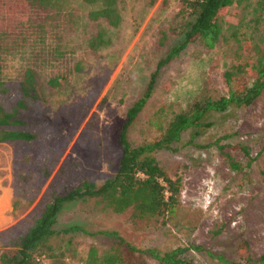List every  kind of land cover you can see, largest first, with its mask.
<instances>
[{
  "label": "rangeland",
  "instance_id": "obj_1",
  "mask_svg": "<svg viewBox=\"0 0 264 264\" xmlns=\"http://www.w3.org/2000/svg\"><path fill=\"white\" fill-rule=\"evenodd\" d=\"M255 1L242 0L219 16L224 36L212 48L188 44L159 67L150 96L127 128L130 143L155 136L152 121L157 115L170 117L202 95L226 94L222 72L253 62L254 41L264 47V24L251 22ZM58 4L59 11L31 8L20 15L21 27L2 41L0 105L5 110L14 106L26 69L35 73L38 99L26 101L21 115L25 125L19 127L35 138L0 142V252L15 248L53 196L82 180L98 185L116 171L121 150L117 135L125 111L179 39V34H170V26L177 20L180 0H115L116 26L90 17L102 0ZM97 35L102 39L91 48ZM55 75L63 83L53 88L46 80ZM237 77L250 80L245 73ZM206 121L208 126L184 131L175 150L154 153L167 175L179 182L173 214L133 219L130 210L113 213L93 199L75 200L60 210L54 227L73 223L84 231L50 238L63 258L42 255L33 264H82L89 246L109 245L111 239L101 231H115L134 247L159 254L188 247L180 254L185 264H222L206 250L234 261L263 253L264 89L250 105L212 112ZM216 142L226 146L224 152L241 170L229 168ZM240 241L246 242V251H237ZM191 245L202 250L193 251ZM142 258L146 264H163L147 254Z\"/></svg>",
  "mask_w": 264,
  "mask_h": 264
},
{
  "label": "trees",
  "instance_id": "obj_2",
  "mask_svg": "<svg viewBox=\"0 0 264 264\" xmlns=\"http://www.w3.org/2000/svg\"><path fill=\"white\" fill-rule=\"evenodd\" d=\"M95 3L100 0H83ZM242 0H180L181 7L176 12L177 20L170 26V34H179L178 40L171 45L164 58L156 63L155 70L150 74L142 95L135 100L125 111V118L121 123L117 139L121 146L116 171L106 177L100 184L82 180L70 190L55 195L51 201L44 205L40 215L32 225L17 238L15 248L11 251L0 252V264H33L35 259L40 260L42 255L53 259L63 258L60 247L54 248L48 241L50 238L82 230L77 224H67L55 229L57 214L70 202L80 199H93L101 209L113 213H122L130 210L133 219H156L171 215L179 203V182L167 175L164 168L158 163L154 153L158 150L173 151L179 142L181 134L188 129L208 126V114L221 113L229 107H246L264 89V47L253 42V62H242L232 65L222 72L226 87V94L211 98L199 96L195 98L186 109L173 112L170 117L157 115L152 121L155 136L149 141L132 144L127 139V128L139 113L150 96L154 76L164 63L173 58L188 44L200 42L206 48H212L222 34L218 18L233 4ZM103 5L97 10H91L89 15L93 19L101 18L110 26H116L118 17L115 14V0H102ZM31 8H39L51 12L59 11L58 0H0V63L1 55L5 51L3 40L7 34L21 27L20 15L27 13ZM253 24H264V0H256L250 12ZM19 14V17L17 15ZM13 22V23H12ZM254 37V35H252ZM102 36L97 35L94 48ZM254 40V38H252ZM245 73L250 76L249 81L238 78L237 75ZM63 78L59 75L47 78L46 84L50 87L61 85ZM1 86V83H0ZM1 89V88H0ZM20 97L14 106L5 110L0 105V142L24 141L29 142L35 135L19 127L25 125L22 112L26 108V101L35 102L38 99L36 76L33 70L26 69L22 80L18 83ZM219 152L226 158L229 168L241 170V166L230 154L224 152L225 145L215 143ZM244 153L247 149L242 147ZM84 231V230H82ZM111 241L104 249L89 246L82 264H146L142 258L147 254L163 264H185L180 254L186 248H175L159 254L154 249H139L131 245L115 231H101ZM218 233V230L215 231ZM69 239H66L67 243ZM246 242L240 241L237 251H246ZM66 248L69 244L65 245ZM193 251H201L199 245L189 246ZM39 255L34 258L33 255ZM205 254L220 261L222 264H264V252L255 259L246 254L243 261H234L226 258L222 252L206 250Z\"/></svg>",
  "mask_w": 264,
  "mask_h": 264
}]
</instances>
